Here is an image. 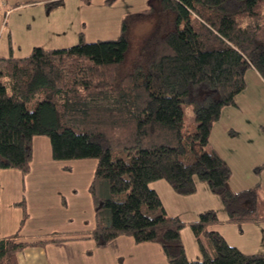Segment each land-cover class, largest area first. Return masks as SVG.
Instances as JSON below:
<instances>
[{"label": "trees", "instance_id": "16d2710c", "mask_svg": "<svg viewBox=\"0 0 264 264\" xmlns=\"http://www.w3.org/2000/svg\"><path fill=\"white\" fill-rule=\"evenodd\" d=\"M158 3L133 15L159 16L131 69L124 65L125 22L115 39L85 43L80 37L71 47L0 57V170L25 175L33 137L46 136L53 160L96 161L88 188L94 205L88 236L96 246L127 236L157 244L168 264H264V252L244 253L227 243L214 229L213 210L186 224L168 216L148 187L164 180L176 194L190 195L196 178L219 197L228 223L264 222L262 185L233 191L230 168L208 147L222 107L245 87V71L253 68L264 80V0ZM182 104L191 106L196 121L185 136ZM16 205L21 224L28 217L25 201ZM186 225L199 261L186 258L180 238ZM48 241L22 242L19 231L0 237V264H18L21 252Z\"/></svg>", "mask_w": 264, "mask_h": 264}, {"label": "rangeland", "instance_id": "374dc122", "mask_svg": "<svg viewBox=\"0 0 264 264\" xmlns=\"http://www.w3.org/2000/svg\"><path fill=\"white\" fill-rule=\"evenodd\" d=\"M158 5V0H114L110 3L105 0H64V3L50 10L43 5H26L15 10L9 19L13 27V40L22 45V57L31 52L24 50L26 44L28 49L36 44L35 47L39 45L43 49L52 50L74 46L80 37L85 43L115 39L120 35L122 23L125 22L129 48L124 65L126 69H131L159 16L158 13H152L149 18L133 15L150 7L157 8ZM52 34H57L61 39L52 40ZM246 82L247 86L235 95L233 104L222 107L220 117L212 124L208 137L210 149L216 148L218 153L223 151L225 154L237 149L240 151L237 158L244 151L245 140L250 134L246 133L247 118L245 121L241 116V123L237 124L240 117H235L234 108H242L243 115L246 116L245 108H260L258 103L262 98L258 97L257 103L254 96H248L253 85L248 78ZM262 105L264 106V99ZM181 109V133L185 136L195 127L196 121L189 104H182ZM226 109L230 110L229 115ZM33 139L32 171L30 177H27L25 191V205L29 216L20 224V233L29 234L28 237L32 238L56 236L68 231H80L85 235L93 225L94 205L88 188L94 175L95 159L55 161L50 155L49 139L46 136H34ZM241 158L245 159L246 155L243 154ZM232 165L234 168L230 170L228 182L231 181L233 187H242L245 183L249 185L254 181L264 185V168L256 173L255 166L245 169L241 162H233ZM247 176L249 180L244 182ZM1 180L4 182L0 181V190L7 184L12 185V180ZM35 182L41 183L38 195L30 188L31 183ZM262 191L264 192V186ZM3 199L5 195L1 192L0 202ZM37 200L40 201L37 203ZM41 200L43 203H40ZM209 254L213 255L210 249Z\"/></svg>", "mask_w": 264, "mask_h": 264}, {"label": "crops", "instance_id": "0c3cea01", "mask_svg": "<svg viewBox=\"0 0 264 264\" xmlns=\"http://www.w3.org/2000/svg\"><path fill=\"white\" fill-rule=\"evenodd\" d=\"M50 1L52 0H0V57H22L20 56L22 45L13 40V27L9 19L13 12L26 7V5L45 6V3ZM61 3H64V0ZM51 38L57 41L61 39L57 34H52ZM32 46L35 47L36 44ZM31 49L30 47L28 49L26 44L24 50ZM246 78L253 85L248 96H254L256 102L258 97H262L259 103L257 102L260 108H245L246 116L243 115L242 108H234L235 117H240L237 124L241 123V116L245 118V121L247 118L248 130L246 133L250 135L245 140L244 151L241 154V156L245 154L246 158L242 159L241 156L237 158L240 154L237 149L230 153L228 151L225 154L223 151L218 153V149L213 148L230 170L234 168L233 162H241L245 169L264 163V106L262 105L264 80L253 68L248 69L245 73V86H247ZM228 111L226 109V113L229 115ZM235 134L238 133L235 132ZM33 141L34 139H32V152ZM31 171L30 167L29 171L22 175L16 169L0 170V181H3L1 178L12 180V185L7 184L0 190V194L3 192L5 195V199L0 202V237L12 235L19 231V240L22 242L50 240L43 245L25 249L17 257L18 264H168L157 244H136L127 236H119L106 245L96 246L88 236L89 231L85 235L81 234L80 231H68L56 236L36 237L37 239L28 237L29 234L20 233L22 211L16 203L26 199L27 177H30ZM248 180L247 176L244 182H248ZM194 181L196 190L190 195L176 194L164 180L152 181L148 184V187L158 195L168 216L178 217L187 224L195 220L200 212L213 210L218 218V223L214 225V229L225 238L228 244L237 247L244 253L264 252V222L243 223L240 225L228 223L226 212L219 197L209 191L206 183L196 178ZM228 183L233 191L248 188L255 183L262 185L261 182L254 181L249 185L245 183L242 187L237 185L236 188L233 187L231 181ZM40 184L35 182L30 185V188L35 190V195H38ZM39 201L37 200V203ZM42 201L40 203H43ZM180 238L186 258L188 260H199L201 253L188 225L181 229Z\"/></svg>", "mask_w": 264, "mask_h": 264}]
</instances>
